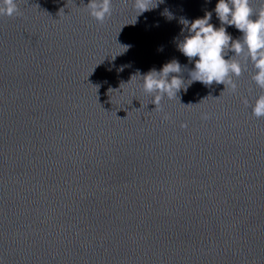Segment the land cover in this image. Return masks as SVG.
<instances>
[{
    "label": "water",
    "instance_id": "obj_1",
    "mask_svg": "<svg viewBox=\"0 0 264 264\" xmlns=\"http://www.w3.org/2000/svg\"><path fill=\"white\" fill-rule=\"evenodd\" d=\"M88 3L18 0L0 16V264H264L252 65L236 93L193 82L163 111L141 87L172 60L188 83L181 21L212 12L220 27L218 0H153L138 16L113 0L103 25Z\"/></svg>",
    "mask_w": 264,
    "mask_h": 264
},
{
    "label": "clouds",
    "instance_id": "obj_2",
    "mask_svg": "<svg viewBox=\"0 0 264 264\" xmlns=\"http://www.w3.org/2000/svg\"><path fill=\"white\" fill-rule=\"evenodd\" d=\"M123 2L127 3V0ZM152 2L133 0L137 16L153 8ZM84 7L91 18L103 25L112 15L113 0H89ZM214 12L221 24L218 28L210 23L212 12H206L203 18L191 22L181 21L187 27L188 34L178 44V49L189 61L197 58L194 69L189 72L188 83L179 75L182 71L180 63L172 60L160 71L153 69L140 78L142 90L152 97L151 103L157 111H163L161 101L165 97L169 100L177 99L181 89L186 91L193 82L205 86L223 84L236 93V79L248 70L250 63L254 69L251 79L261 94L255 98L254 103L250 104L247 98L242 102L246 107H251L253 117L264 119V5L256 10L251 6V0H218ZM20 14L18 0H0V16L15 17ZM225 25L235 26L242 37L233 39ZM229 51L234 55L225 59ZM169 118L167 114L164 115V119ZM201 118L207 120L210 117L202 114ZM181 126L187 127V124Z\"/></svg>",
    "mask_w": 264,
    "mask_h": 264
}]
</instances>
